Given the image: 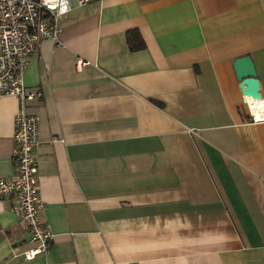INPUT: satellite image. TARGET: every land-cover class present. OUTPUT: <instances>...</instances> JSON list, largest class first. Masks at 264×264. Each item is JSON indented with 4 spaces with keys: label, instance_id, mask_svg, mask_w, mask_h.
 <instances>
[{
    "label": "crops",
    "instance_id": "obj_1",
    "mask_svg": "<svg viewBox=\"0 0 264 264\" xmlns=\"http://www.w3.org/2000/svg\"><path fill=\"white\" fill-rule=\"evenodd\" d=\"M56 25L23 74L52 240L23 259L3 197L0 264H264V119L232 66L251 57L264 101V0H89ZM17 108L0 96L6 179Z\"/></svg>",
    "mask_w": 264,
    "mask_h": 264
},
{
    "label": "built area",
    "instance_id": "obj_2",
    "mask_svg": "<svg viewBox=\"0 0 264 264\" xmlns=\"http://www.w3.org/2000/svg\"><path fill=\"white\" fill-rule=\"evenodd\" d=\"M88 1L0 0V96H15L18 100L13 118L15 172L8 179L0 177V199L12 196L11 209L26 225L31 246L22 252L25 260L47 253L52 232L39 216L42 201L33 155L38 143V116L25 110L26 102L36 98L38 93L25 87L23 74L40 42L46 38L55 39L57 20L73 4L82 5ZM81 64L78 60L77 65ZM250 114L254 122L264 119V116L256 118L251 111Z\"/></svg>",
    "mask_w": 264,
    "mask_h": 264
},
{
    "label": "water",
    "instance_id": "obj_3",
    "mask_svg": "<svg viewBox=\"0 0 264 264\" xmlns=\"http://www.w3.org/2000/svg\"><path fill=\"white\" fill-rule=\"evenodd\" d=\"M236 79L239 81L241 92L247 101L261 98L259 91V79L253 60L249 55H243L232 61Z\"/></svg>",
    "mask_w": 264,
    "mask_h": 264
},
{
    "label": "trees",
    "instance_id": "obj_4",
    "mask_svg": "<svg viewBox=\"0 0 264 264\" xmlns=\"http://www.w3.org/2000/svg\"><path fill=\"white\" fill-rule=\"evenodd\" d=\"M126 39L130 49H139L144 46V43L137 29L127 30Z\"/></svg>",
    "mask_w": 264,
    "mask_h": 264
},
{
    "label": "bare ground",
    "instance_id": "obj_5",
    "mask_svg": "<svg viewBox=\"0 0 264 264\" xmlns=\"http://www.w3.org/2000/svg\"><path fill=\"white\" fill-rule=\"evenodd\" d=\"M249 105V109L251 113L256 117V118H261L264 116V101L262 98L256 99L254 101H247Z\"/></svg>",
    "mask_w": 264,
    "mask_h": 264
}]
</instances>
